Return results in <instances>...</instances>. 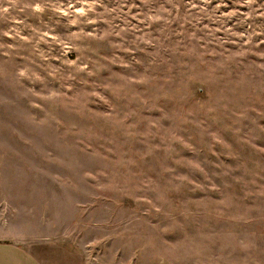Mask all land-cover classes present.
Returning <instances> with one entry per match:
<instances>
[{
	"label": "rangeland",
	"instance_id": "obj_1",
	"mask_svg": "<svg viewBox=\"0 0 264 264\" xmlns=\"http://www.w3.org/2000/svg\"><path fill=\"white\" fill-rule=\"evenodd\" d=\"M0 242L264 264V0H0Z\"/></svg>",
	"mask_w": 264,
	"mask_h": 264
},
{
	"label": "crops",
	"instance_id": "obj_2",
	"mask_svg": "<svg viewBox=\"0 0 264 264\" xmlns=\"http://www.w3.org/2000/svg\"><path fill=\"white\" fill-rule=\"evenodd\" d=\"M0 264H40L23 248L0 242Z\"/></svg>",
	"mask_w": 264,
	"mask_h": 264
}]
</instances>
